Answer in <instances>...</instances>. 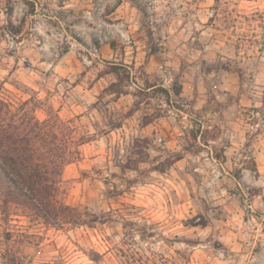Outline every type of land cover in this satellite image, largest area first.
<instances>
[{
	"label": "rangeland",
	"instance_id": "1",
	"mask_svg": "<svg viewBox=\"0 0 264 264\" xmlns=\"http://www.w3.org/2000/svg\"><path fill=\"white\" fill-rule=\"evenodd\" d=\"M0 97L85 137L60 198L98 219L0 192V264H264V0H0Z\"/></svg>",
	"mask_w": 264,
	"mask_h": 264
},
{
	"label": "trees",
	"instance_id": "2",
	"mask_svg": "<svg viewBox=\"0 0 264 264\" xmlns=\"http://www.w3.org/2000/svg\"><path fill=\"white\" fill-rule=\"evenodd\" d=\"M37 104L32 99L15 107L0 97L3 205L22 207L52 227L92 225L98 220L94 215L60 198L63 171L80 158V147L86 139L77 137L72 123L63 121L57 113L41 120L36 115Z\"/></svg>",
	"mask_w": 264,
	"mask_h": 264
}]
</instances>
